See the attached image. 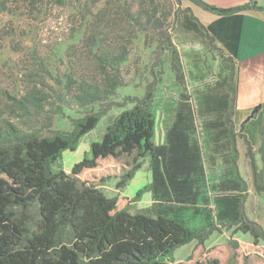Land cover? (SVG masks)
<instances>
[{"label": "trees", "instance_id": "trees-1", "mask_svg": "<svg viewBox=\"0 0 264 264\" xmlns=\"http://www.w3.org/2000/svg\"><path fill=\"white\" fill-rule=\"evenodd\" d=\"M97 1L85 0V3ZM190 1L217 14L260 8L255 3L218 7L203 0ZM119 4L120 1L118 8ZM119 11L123 12L128 26L147 30L138 12L130 7L123 10L120 7L116 12ZM108 14L102 8L93 17L104 21ZM176 26L187 33L200 30L187 9ZM102 31L88 38L97 47L100 67L105 66L106 59L104 52H98ZM209 40L212 41L210 37ZM167 49L172 54L171 68L182 83L179 55L171 37L168 46H156L158 63H162L163 51ZM217 51L225 60L228 72L224 76L223 98L214 100L208 108L222 114L234 175L231 180L217 183L214 209L204 208L206 222L199 229L188 228L182 215L187 207L197 204L205 178L201 149L195 139V109L188 94H180L175 117L166 130L165 143L156 144L153 103L160 79L152 74L143 96L107 124L101 139L90 143L89 156L75 162L68 172L54 170L53 165L65 150H75L80 139L97 126L102 114L111 107L112 103L106 101L107 95L124 85L118 70L102 80H80L75 85L71 96L74 103L79 106L97 103L101 107L71 119L72 128L67 131L53 130L50 114L40 124L15 122L11 117H31L40 102L35 95L7 94V102L0 110L1 114L10 116H0V264H228L223 246L204 247L213 231L225 228L249 233L255 246L264 241L263 226L246 213L247 183L238 169L239 153L232 120L234 65L231 58ZM122 58L120 54L117 62ZM56 99L57 104L51 111L63 115V106L70 105L59 96ZM260 134V167L250 141L244 134L241 137L247 148L253 188L264 192V117ZM147 155L151 180L137 189L134 196L108 197L99 188L111 178H117V186L124 187ZM145 190L151 193L152 213H131V205ZM193 240L197 249L188 262H177L174 251ZM241 257L244 264L264 263L258 251Z\"/></svg>", "mask_w": 264, "mask_h": 264}, {"label": "rangeland", "instance_id": "rangeland-1", "mask_svg": "<svg viewBox=\"0 0 264 264\" xmlns=\"http://www.w3.org/2000/svg\"><path fill=\"white\" fill-rule=\"evenodd\" d=\"M120 7L122 10L130 7L138 12L147 30L128 26L123 12H116ZM102 8L109 12L108 16L104 21L94 20L93 15ZM186 9L185 0H98L92 4L85 0H0V110L7 102V94L16 97L35 95L40 102L35 114L29 118L11 117L12 120L40 124L50 114L53 130H70L71 119L101 107L97 103L87 106L74 103L71 96L75 85L80 80H102L118 70L124 85L107 95L106 101L112 103L111 107L102 114L97 126L80 139L77 148L65 150L53 165L54 170L68 172L75 162L89 156L90 143L101 139L107 124L143 96L155 73L160 79L153 103L156 144L166 141V130L175 117L181 93L189 95L195 109V139L201 149L205 178L197 204L187 207L182 215L188 228L199 229L206 222L204 208L214 209L217 183L231 180L234 175L230 140L222 123V114L208 108L214 100L223 98L228 68L200 26L194 33L184 32L176 26ZM99 30H103V36L98 37L101 39L98 52L106 54L104 67L97 65V47L88 39ZM169 37L178 51L182 83L171 68V51H163L161 64L156 56V46H168ZM120 54L123 58L117 62ZM57 96L70 105L63 106V115L51 111L57 104ZM0 116L10 117L7 113H0ZM239 125V132H242L244 124ZM245 149V142L240 139L238 168L247 183L245 210L264 228V192L253 188ZM260 151H254L259 167ZM149 160V155L144 157L141 167L124 187H118V179L111 178L99 188L108 197L134 196L137 189L151 180ZM151 203V193L145 190L129 211L151 214ZM204 244L205 248L223 246L227 250L228 264H244L242 254L253 250L262 253L264 260V241L260 240L255 246L252 237L240 231L215 230ZM195 249L196 241L184 244L174 251V258L177 262H188Z\"/></svg>", "mask_w": 264, "mask_h": 264}, {"label": "crops", "instance_id": "crops-1", "mask_svg": "<svg viewBox=\"0 0 264 264\" xmlns=\"http://www.w3.org/2000/svg\"><path fill=\"white\" fill-rule=\"evenodd\" d=\"M203 1L218 7H233L246 3H255L260 7L217 14L185 0L190 15L198 22L208 39H212L214 48L221 50L225 58H231L233 61L235 96L232 120L237 149L239 140L244 141L241 134L246 135L254 151L261 149L260 127L264 117V0ZM239 124H244L242 132H239ZM238 153L239 161V150Z\"/></svg>", "mask_w": 264, "mask_h": 264}]
</instances>
